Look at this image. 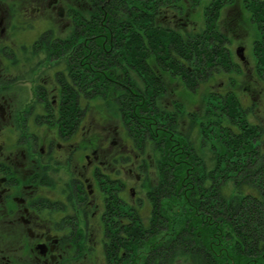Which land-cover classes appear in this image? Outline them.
<instances>
[{"label": "trees", "instance_id": "obj_1", "mask_svg": "<svg viewBox=\"0 0 264 264\" xmlns=\"http://www.w3.org/2000/svg\"><path fill=\"white\" fill-rule=\"evenodd\" d=\"M181 4V0H74L69 5L74 19L68 29L72 39L67 38L71 46L76 45L72 54L80 58L76 63L87 67L88 99L116 101L128 137L135 142L143 136L142 152L151 142L160 151L156 165L160 181L148 192L152 201L149 223L118 219L111 221L110 230L131 233L135 243L128 248L136 245L139 234L151 231V237L143 239L151 245L149 252L157 253L169 244L167 248L173 247L170 263L264 264V127L239 118L243 102L233 93L216 92L218 105H212L220 113L217 121L209 122V131L213 133L215 124L220 148H216L214 166L208 169L188 136L176 129L175 114L182 99L174 100L170 112L160 101L167 92L163 75L178 79L185 92L194 95L200 78H209L213 67L221 70L228 65L222 39L213 26L216 7L206 10L204 25L196 31L195 23L187 19L188 26H182L181 18L188 12H182ZM250 10L263 30L255 50L258 66L264 70V2H255ZM209 110L207 106L205 111ZM165 111L168 117L163 123L158 116ZM126 114L135 123L134 134ZM178 201L183 211H175L166 222L170 218L166 210ZM183 215L181 226L170 231L173 236L164 243L156 241L155 234L169 229L173 219Z\"/></svg>", "mask_w": 264, "mask_h": 264}, {"label": "flooded vegetation", "instance_id": "obj_2", "mask_svg": "<svg viewBox=\"0 0 264 264\" xmlns=\"http://www.w3.org/2000/svg\"><path fill=\"white\" fill-rule=\"evenodd\" d=\"M67 1L64 9L62 0H0V264H105V253L118 264L135 243L131 233L99 230L101 219L108 230L110 221L138 219V154L106 152L104 139L89 136L87 67L70 41L40 30L41 15L60 6L68 14ZM216 3L204 7H216L224 39L230 10L219 20Z\"/></svg>", "mask_w": 264, "mask_h": 264}, {"label": "rangeland", "instance_id": "obj_3", "mask_svg": "<svg viewBox=\"0 0 264 264\" xmlns=\"http://www.w3.org/2000/svg\"><path fill=\"white\" fill-rule=\"evenodd\" d=\"M216 1L217 0H202V2L200 4L198 3V6H196L194 0H181V5H183L182 12H188L190 14L189 20H187L189 23L190 21L198 23L201 28L204 25L203 15L206 10L204 3L207 2L208 6H210L211 3L212 6L216 3ZM218 1L219 3L223 1L220 7L223 15L219 18V20L223 19L225 9L230 10V15H226L227 18H225L224 21H221L222 30L225 28V31L223 32L227 36V38L222 39V43L225 56L228 58V65L224 67L221 66V70H217V68L213 67L209 78H200L194 95L187 94L184 86L178 79L175 80L163 75L167 92L160 98V101L166 105L168 108L167 111L169 112L174 108V100L179 103L178 100L182 99L183 105L181 109L177 111V114H175V124L178 125L176 129L181 130V132L188 136L195 152L199 154L201 163L208 169L214 166L215 156L217 153L216 148H220V143H218L219 141L215 135V124H212L213 133H210L209 131L211 127L209 122L217 121L220 113V110H217V108L214 109L212 105V103L218 105L217 99L214 100L216 92L224 93L225 91H230L233 93L243 102V107H241L242 112L240 113L239 118H245L247 124L249 125H259L264 127V70L262 67L260 69L258 66L255 50L256 42H258L263 36V30L260 25L261 23L256 17V14L250 10V3L246 5V2L249 0ZM71 2H74V0H70V4ZM262 2H264V0ZM67 3V0H62L61 6L65 9V5ZM61 6L60 10H58L59 13H61L63 9ZM69 12L70 11H68V14L66 12L65 15H63V13L56 14L53 11H48L47 15H41V19L39 21L40 30L53 33L56 36V39L68 40L67 37H70L68 29L71 25L67 29H63L62 25L70 22V18L72 23L74 17L70 16ZM216 27L220 30L219 25L216 24ZM200 28L196 31H199ZM70 39L72 38L70 37ZM75 46L76 45H72V50ZM238 47L243 48V59H240L236 53ZM217 53L218 52L215 51L214 55H217ZM212 56L213 55L210 54V57ZM203 73L204 69L202 67V77L204 75ZM137 79L140 81L139 78ZM87 81V94H89L90 88L88 78ZM219 83L220 85L218 86ZM212 94L214 95L210 96ZM101 98H92L91 100H88V116L90 124L89 136H92L93 134L95 136L98 135L100 141L104 139L102 142L105 148L104 151L106 152L123 151L138 154L135 161V169L138 171V174L141 175V178L136 183L132 181L131 185L136 188L135 206L137 209V218L140 219L144 225H147L149 223V219H151L152 213V201L149 199L148 192L151 191L152 187L156 186L157 183L159 184L160 181V175L156 168L157 160L159 158L158 153L160 152L159 148L151 142L147 144L142 152L141 144L144 143L143 136L140 135L139 138H136L135 142L132 141L127 133V129L125 127L126 124L123 123L121 115L116 109V107H118L116 101L115 103L111 101L105 102ZM207 106H209L211 110L206 112L205 109H207ZM167 111L163 112L166 114L165 116L163 113L161 116H158L160 121H163V123H166L164 122V119L168 117ZM191 113L192 115H189ZM125 118L131 133L134 134L133 126L135 123H133V120L128 117V114H126ZM239 118L238 116L236 117L237 120ZM112 141L113 143L110 144ZM115 142L116 144H114ZM214 144H216L215 148ZM95 146L96 144L93 146L89 143V152ZM261 150L264 151L263 142L261 144ZM227 183V189L230 191V189H232L231 177L227 178ZM126 196L127 199H129V193L126 192ZM166 202L167 200L165 203ZM169 206H172V210H166V217H172L175 211H183L181 201L172 202ZM171 217L167 219L166 222L169 223L171 221ZM183 219L184 215L181 219H173L174 222H172L169 229L166 228L167 230H162L158 234H155L157 235L156 241L160 243L166 242L167 237L172 235L170 231L173 228L174 230H177L181 226ZM124 220L131 221L133 219ZM100 224L102 227L99 232L109 234V230L112 228L109 227L108 230L103 219H101ZM163 228L165 229V227H162V229ZM152 234L153 233L151 231L148 233L145 232V234H139L141 236L137 237L138 244L136 243V245L133 246V249L129 251V254H126L120 259V261H118V264H190L188 263L189 261H185L184 263L181 262V260L179 262H175L174 260L170 263L169 255L173 253L171 251L173 247L170 249L167 248L169 244L157 249V253H150L149 251L151 245L147 240L143 239L151 237ZM160 238H162V240H159ZM142 243L146 244L142 245ZM121 251H123V249H121ZM162 255H166V257H161ZM104 258L107 262L105 264L117 262L113 260L111 261V259L107 261L108 258L106 253Z\"/></svg>", "mask_w": 264, "mask_h": 264}, {"label": "water", "instance_id": "obj_4", "mask_svg": "<svg viewBox=\"0 0 264 264\" xmlns=\"http://www.w3.org/2000/svg\"><path fill=\"white\" fill-rule=\"evenodd\" d=\"M59 14H61V13H59ZM242 51H243L242 47H238L237 50H236V53H237V55H238V57L240 59H243V57H244L243 54H242Z\"/></svg>", "mask_w": 264, "mask_h": 264}]
</instances>
